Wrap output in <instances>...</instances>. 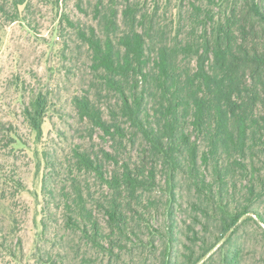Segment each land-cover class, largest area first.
<instances>
[{
  "label": "trees",
  "instance_id": "obj_1",
  "mask_svg": "<svg viewBox=\"0 0 264 264\" xmlns=\"http://www.w3.org/2000/svg\"><path fill=\"white\" fill-rule=\"evenodd\" d=\"M48 9L72 90L23 110L68 133L35 264H264V0H0V28Z\"/></svg>",
  "mask_w": 264,
  "mask_h": 264
},
{
  "label": "rangeland",
  "instance_id": "obj_2",
  "mask_svg": "<svg viewBox=\"0 0 264 264\" xmlns=\"http://www.w3.org/2000/svg\"><path fill=\"white\" fill-rule=\"evenodd\" d=\"M1 24L0 216L5 218L1 228L13 237L7 245L0 242L4 246L0 248V264H35L39 250L53 240L50 231L44 234L50 203L43 192L47 160L54 153L63 158L68 133L63 121L54 116L46 119L42 138H36L23 110L34 91L57 90L65 102L72 89L64 82L56 86L63 60L51 46L61 39L54 31L57 23L49 9L38 17L37 33L19 22ZM11 135L22 140L18 150L9 144ZM19 180L22 188L17 193ZM9 250L17 254V259L8 256Z\"/></svg>",
  "mask_w": 264,
  "mask_h": 264
}]
</instances>
